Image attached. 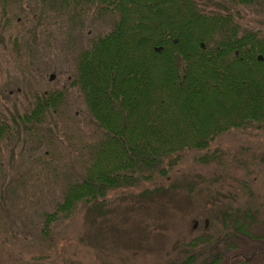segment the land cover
<instances>
[{"label":"trees","instance_id":"16d2710c","mask_svg":"<svg viewBox=\"0 0 264 264\" xmlns=\"http://www.w3.org/2000/svg\"><path fill=\"white\" fill-rule=\"evenodd\" d=\"M42 1L53 2L55 15L69 23L89 15L110 23L93 36L86 24L74 26L85 30V38L67 86L79 90L91 141L81 173L70 177L45 214L44 236L52 221L70 217L78 203L99 212L109 192L130 190L155 174L165 177L176 160L206 150L219 133L264 125V0H220L222 9L210 12L199 8V0ZM242 6L251 12L245 15L258 16L251 28L242 26ZM68 92L58 86L36 92L22 113L0 123V139L18 136L31 158L44 153L42 142L59 132L57 113ZM34 142L41 144L33 148ZM210 155L198 159L207 163L216 156ZM160 190L156 183L141 195ZM234 217L232 229L190 239L183 245L187 256L171 264H219L235 241L251 237L246 224L253 216ZM251 238L258 250L244 258L230 253L229 259L263 254L262 237ZM201 244L206 248L196 251Z\"/></svg>","mask_w":264,"mask_h":264},{"label":"rangeland","instance_id":"374dc122","mask_svg":"<svg viewBox=\"0 0 264 264\" xmlns=\"http://www.w3.org/2000/svg\"><path fill=\"white\" fill-rule=\"evenodd\" d=\"M50 2L0 0V123L22 113L36 92L57 86L70 91L55 115L57 135L31 146L41 144L44 153L27 156L17 135L0 139V264H171L187 256L183 245L190 239L232 229L234 215L243 212L253 216L249 235L264 241V125L229 128L206 150L186 152L165 177L155 174L130 190L109 192L99 212L78 203L70 217L52 221L41 234L45 214L70 177L81 173L91 141L79 90L67 86L85 38V30L74 26L86 24L93 36L110 24L93 15L69 23ZM198 3L204 12L223 7L220 0ZM239 9L240 15L251 13ZM244 16L242 26L249 28L258 17ZM206 153L216 156L203 163L198 157ZM156 183L165 191L141 195ZM251 237L235 241L231 255L258 250ZM230 253L219 264H264V253L229 259Z\"/></svg>","mask_w":264,"mask_h":264},{"label":"water","instance_id":"95a60500","mask_svg":"<svg viewBox=\"0 0 264 264\" xmlns=\"http://www.w3.org/2000/svg\"><path fill=\"white\" fill-rule=\"evenodd\" d=\"M201 46H202V43H201ZM156 50H159V47H157L156 48ZM259 57V59H261V57L260 56H258ZM52 77H53V75H50V77L49 78H51L52 79Z\"/></svg>","mask_w":264,"mask_h":264}]
</instances>
